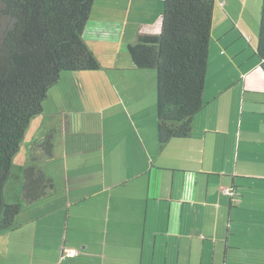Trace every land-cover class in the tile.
<instances>
[{"label": "crops", "instance_id": "crops-1", "mask_svg": "<svg viewBox=\"0 0 264 264\" xmlns=\"http://www.w3.org/2000/svg\"><path fill=\"white\" fill-rule=\"evenodd\" d=\"M261 6L216 0L206 105L189 138L160 146L156 73L137 69L127 44L158 30L163 0H96L85 38L101 69L63 73L17 154L22 177L37 146L68 200L0 232V264H264V73L228 32L255 35L244 15L259 26ZM50 133L48 159L37 149ZM66 248L80 254L60 262Z\"/></svg>", "mask_w": 264, "mask_h": 264}, {"label": "trees", "instance_id": "trees-1", "mask_svg": "<svg viewBox=\"0 0 264 264\" xmlns=\"http://www.w3.org/2000/svg\"><path fill=\"white\" fill-rule=\"evenodd\" d=\"M95 1L0 0V232L16 230L26 209L32 208L40 217L68 200L61 188L65 177L57 169L58 175L41 168L33 154L37 146L22 177L18 173L19 197L7 202L5 185L20 148L26 144L23 148L28 149L32 121L43 114L48 93L63 73L96 74L101 69L96 46L92 48L85 38ZM215 5L216 0H163L158 30L141 31L127 44L134 66L156 73L160 146L189 138L194 117L206 105ZM228 32L254 50L264 73V0L257 34L242 32L238 26ZM252 40L255 44H250ZM53 146L50 133L39 142L37 152L49 159ZM70 249L76 254L67 256ZM61 254L60 262L69 261L80 250L66 248Z\"/></svg>", "mask_w": 264, "mask_h": 264}, {"label": "rangeland", "instance_id": "rangeland-1", "mask_svg": "<svg viewBox=\"0 0 264 264\" xmlns=\"http://www.w3.org/2000/svg\"><path fill=\"white\" fill-rule=\"evenodd\" d=\"M99 2V5H101L102 3V0H97V4ZM95 4V3H94ZM251 7H254V6H251ZM255 8V7H254ZM260 12V10H259ZM258 13L255 12V11H252V12H249V13H246L244 15V20L245 21H248V24H251V23H255V26L257 27L256 29V34H257V31H258ZM239 17L241 18L242 17V12L239 14ZM243 29L245 30H249V27L247 25H243L242 26ZM256 37V36H255ZM238 38V37H237ZM236 38V40H237ZM241 41H244V40H238L235 44V47L238 43H240ZM230 45V44H229ZM228 45V46H229ZM244 48V51H242V55L240 56L242 59H244V57H246L248 55V57H250L252 55V50L250 49V46L247 45L245 42L243 43V46ZM218 46L217 44L214 42V40H211V43H210V55H211V59H214L216 58L215 56H213L214 54H216L218 52ZM230 49H233V44L231 43ZM223 50V52H226L228 50V48H221ZM129 53V52H128ZM131 58V57H130ZM23 157L22 156H17L14 158L13 160V167H12V176L10 178V180L8 181V183L5 185V194H4V197H5V200L8 202V201H11V200H14V197H19V190H18V180H16V177L15 175H17V179H18V167L21 165V163L23 162ZM15 174V175H14ZM31 211V208L29 209ZM24 212V211H23ZM24 216L27 217L28 214L26 213H23Z\"/></svg>", "mask_w": 264, "mask_h": 264}, {"label": "built area", "instance_id": "built-area-1", "mask_svg": "<svg viewBox=\"0 0 264 264\" xmlns=\"http://www.w3.org/2000/svg\"><path fill=\"white\" fill-rule=\"evenodd\" d=\"M225 193H229V192L226 190ZM66 251H67V254H66L67 256H73L76 254V251L72 249L66 250Z\"/></svg>", "mask_w": 264, "mask_h": 264}]
</instances>
